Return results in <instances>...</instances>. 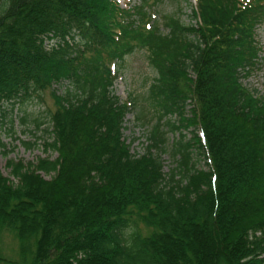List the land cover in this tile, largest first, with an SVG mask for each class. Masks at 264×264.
Segmentation results:
<instances>
[{
    "label": "trees",
    "instance_id": "16d2710c",
    "mask_svg": "<svg viewBox=\"0 0 264 264\" xmlns=\"http://www.w3.org/2000/svg\"><path fill=\"white\" fill-rule=\"evenodd\" d=\"M147 1L0 0L1 122L5 104L49 89L55 103L31 121L58 156L10 162L17 183L0 175V229L24 264H264V97L243 81L262 63L264 0H196L194 23ZM139 47L156 73L142 154L122 136L130 103L111 69Z\"/></svg>",
    "mask_w": 264,
    "mask_h": 264
},
{
    "label": "rangeland",
    "instance_id": "374dc122",
    "mask_svg": "<svg viewBox=\"0 0 264 264\" xmlns=\"http://www.w3.org/2000/svg\"><path fill=\"white\" fill-rule=\"evenodd\" d=\"M117 1L121 6L139 5L142 3V0ZM147 3L151 5L149 12L156 17L160 16L161 13H172L180 7L179 15L182 20L185 23H194L191 17V9L195 7L196 0H148ZM256 37L261 46L262 63L252 69L243 81L248 87L255 89L258 94L264 97V23L258 26ZM111 67L115 76L112 85L113 93L121 101L130 103V110L123 122L122 136L129 143L131 153L142 154L149 143L147 139L149 130L156 121L154 108L144 98L150 83L156 75L155 70L148 61L147 50L140 47L126 55L122 60L115 61ZM68 85L69 82L67 81L64 85L56 87V91L61 93ZM5 106L8 109V115L4 123L1 122L0 117V141L2 143L0 145V175L8 178L9 182L17 183L18 180L12 174L10 162L36 163L39 158L52 160L58 156L56 151L45 146L47 142L51 141V137L44 131L46 124L36 129L31 121L35 117L41 118L48 110H54L55 103L49 89L43 93L41 100L33 97L24 104H16L13 110H9L11 109L9 105L5 104ZM141 110L145 112L147 119L153 116L154 118L148 123H142V120L137 118ZM23 115L27 117L25 122H21ZM8 119H11V122ZM166 119L173 121L175 115H166L162 121ZM183 132L188 136L190 135L187 129H184ZM167 135L169 137L167 145L170 146L177 138L178 132L169 131ZM159 152L163 163V171L167 172L173 165L170 153L168 149ZM197 157V167L207 169V159L200 155ZM39 173L42 178L47 180L53 175V172L45 173L39 171ZM137 223L140 234L146 235L151 231V227L140 221H137ZM206 244L209 249L212 247L209 240H206ZM17 246L18 241L13 233L0 229V264H24L17 253Z\"/></svg>",
    "mask_w": 264,
    "mask_h": 264
}]
</instances>
